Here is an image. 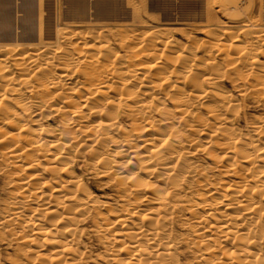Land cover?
Returning a JSON list of instances; mask_svg holds the SVG:
<instances>
[{
    "label": "bare ground",
    "instance_id": "1",
    "mask_svg": "<svg viewBox=\"0 0 264 264\" xmlns=\"http://www.w3.org/2000/svg\"><path fill=\"white\" fill-rule=\"evenodd\" d=\"M41 5L40 0H0V125L17 130L7 142L0 134L5 144L0 159L21 168L11 180L16 192L0 228L36 247L35 259L79 264L74 234L95 212L106 260L169 264L180 239L172 242L166 227L181 202L188 240L198 249L205 245L204 252L223 255L225 264H264V256L251 251L264 241V114L241 138L232 127L236 102L216 85L233 75L241 80L240 91H251L264 103V65L257 59L264 51V29H242L244 40L240 32L229 36L237 29L232 34L208 29L212 40L203 46L205 57L164 40L167 30L144 35L132 30L122 33L133 50L123 56L109 41H100L102 32L90 29L65 35L66 27L55 26L53 32L50 25L54 37L45 40L38 23ZM251 23L255 27V20ZM217 55L223 65L214 60ZM45 112L58 118L57 128L42 127ZM184 126L196 136L187 138ZM195 151L211 156L212 168L227 180H207L192 161ZM82 153L98 177L113 182L124 205L116 213L100 215L106 205L93 199L80 174L72 173ZM33 182H38L35 189Z\"/></svg>",
    "mask_w": 264,
    "mask_h": 264
},
{
    "label": "rangeland",
    "instance_id": "2",
    "mask_svg": "<svg viewBox=\"0 0 264 264\" xmlns=\"http://www.w3.org/2000/svg\"><path fill=\"white\" fill-rule=\"evenodd\" d=\"M40 1L42 3L41 5L42 6V17L40 18V20H38L39 22L38 21L37 22L41 24V27H42L41 32H42V36L43 34L45 35L43 36L45 37V40L47 39V37H49V39L47 40L53 39L54 37L53 32H55L56 28L65 29L66 27L65 30L67 31L65 33L67 34L65 35H69L68 33L71 34L73 32H77L78 30L79 32L83 30L82 34H84V33H87V31L90 29L89 32L91 33L93 32L96 33L97 31V34H99L102 32L100 41L101 42L109 41L108 44L110 45L111 49L116 54H121L123 56H125V54H127V56L131 55V52L133 51L132 48L131 49L127 48V47H130L128 46L129 44L128 45L124 44L126 42L123 43V38H122L123 32H125L123 34L125 35L126 33H130L136 30L135 33L140 31L144 35L147 31L148 32L149 30L152 31V29L156 31L158 29L160 31L167 30L169 33H166V36H167L166 38L163 37L164 40L170 39L171 42L172 41L174 42V44L177 42L176 45L178 47L182 45L181 47H184L185 50L188 51L190 49V51H195L197 56L202 55L205 57L204 47L206 46V44L208 46L209 45L208 43L212 40L211 39L212 35L206 32L208 29H216L215 31H217L218 29L219 30L227 29L230 31V34H232L231 33L232 30H236V29L237 31L233 32V34L235 33L238 34L244 28H249V30H253L254 28L264 29V0H132V1L131 0H56V1L55 0H40ZM51 8H53V10ZM247 9H251V10H247ZM53 16L56 19H53ZM150 19H153V20H150ZM47 20L50 21L49 23L51 24H47L48 23ZM253 20H255V23H256L255 27L254 25L251 26V24H253L251 23V21L253 22ZM227 21H229V24L227 23ZM44 22L46 23V25ZM52 22L55 23L56 25L55 24L53 25ZM50 25H52V28H50L51 27ZM47 26H49L51 30L53 28L55 30L53 29L52 30L53 32H51ZM45 27L47 30H49L47 33L45 30ZM70 30L71 31L73 30V31L71 32ZM35 31H36L35 32L36 34L37 29ZM5 34H7L8 37L10 38L11 36H14V34L12 35L11 33L10 34L5 33ZM116 34L120 36L122 40ZM237 34H235L234 36L233 35H229V36L235 37ZM205 35L209 37L207 38ZM10 38L8 39L4 38V41L3 40L1 41L5 43H14L15 40L14 39L12 40ZM244 38L245 36L243 32H240L239 39L244 40ZM75 39L76 37L73 39V41ZM89 40L91 39H87V41ZM120 40L122 42H120ZM225 41H226L225 44L229 43L228 39H226ZM195 42L197 43V45ZM190 45H192L193 48ZM255 45H259V44L255 43ZM65 46L66 44L64 45V47ZM70 47L71 46H69V48ZM261 48L262 49H260V51L264 50V46H262ZM220 58L221 56L217 55L216 57H214V60L216 62L219 61L217 63H219L220 65H223L225 61L222 58L221 59ZM257 59L261 65H264V51L259 52L257 54ZM222 60H223V63L220 62ZM229 76L221 78L220 80H217L218 83H216V85L222 92L229 95L233 99L234 103L236 102L235 107H236L237 116H235L234 118V123L232 127L235 129L237 128L236 131H238L237 133L239 134L240 137L244 135L247 136L249 135V132H250L249 131L251 128L250 126H253V124H255V122L257 121L256 117L257 116L259 117L261 114H264V103L262 102L260 103L259 101H256L257 97L255 98V95L252 94L253 92L240 91V87L238 86H240L241 80L235 79L233 75H231L232 76L231 78H229ZM235 85L237 86L235 87ZM32 97H33L32 94L29 95V98H32ZM41 120H42L41 123L43 125L42 126L43 128H47V127L57 128L58 127L57 125L58 118L56 116L48 115V113L45 112L43 113V117ZM181 128L184 131V134L188 136L187 138H192L196 136L193 134L194 132L190 133V131L187 130L186 126L181 127ZM16 131L17 130L13 128L12 126L6 127V126L0 125V134L3 133L6 136L5 137L3 134H1L2 137L4 138L3 140L4 142H7L6 140L8 136L9 135L11 136L12 133L14 132L16 133ZM4 142L0 143L1 144L0 151H1V147L5 145L3 144ZM203 154L204 153H201L200 151H197V152L195 151V152H192V155H191L192 161L197 163V165L199 164L198 170L201 173L204 172L202 173L203 176L206 175L205 178H207V180L210 179L211 181L210 180L209 181L212 183L213 181L214 182L215 181L219 182L220 180L222 181V179H224L223 181H226L227 178L223 177L219 173V171H216L212 168L211 166L213 163V159H211L212 157L209 156V158H207L206 157L207 155L205 156L204 154L203 156ZM88 159H89V156L87 154L85 153L80 154V156L75 160V163L72 167V170H73L72 173H74L77 176L80 174L79 176H80V179L82 180V183L87 188L88 192H90L93 199H95L98 202L100 201L99 203L102 202L104 203V205H106L102 207V208H105L104 210L100 208V212H99L100 215H105L109 211L112 214L116 213L114 210H116L117 208L119 209L120 207L124 206L123 200H121L120 197L118 198L119 194L116 192V190H114L115 187L113 185V182L109 181V179H107L108 180L107 182L106 178L105 179L100 178L95 174V171L93 172L94 169H92L90 165L88 164L89 163ZM16 168L15 166L13 168L12 164H8V162L0 159V217L4 216L8 212L7 210L8 207L6 205L7 203L9 205V201L11 200V196H12L11 194L16 192L14 191V188L17 186V184H14L15 186L14 187L11 182L12 179H15L16 177H18V175L21 174L19 171V169L21 168H18V167ZM200 168H202V170ZM210 168L212 169L210 170ZM34 184L32 186L35 189L38 186V182ZM119 204H120V207H119ZM176 208L177 209L174 208L175 214L173 213L171 215V222H170L171 224L169 223L168 227H166V231L168 232L166 233L167 235H169L171 241L172 240L176 241L177 238L178 240L179 239L180 240L177 241L176 249L173 255V260L175 262L173 261L174 263H171L170 261H172V259L171 258L167 259L169 264H179V263L180 264H225L227 260L223 255L216 253L213 256H211L207 254V252H204L205 250L203 251V248L205 247V245L200 246L198 249V246H195L194 244L189 242L188 238L191 236L189 235L188 226H187L188 220L187 219L185 220L186 218L185 216H187L186 214L187 212L184 209V204H182L181 202L180 204L177 203ZM2 209L4 212L2 211ZM27 209L29 208H26L25 212L29 211ZM90 214L92 217L91 216L86 217L85 219L81 220V223L79 222L77 226L78 230L76 229L77 231H75L76 235L74 234L75 242H76L75 248L78 251V252L76 251V253L78 256L80 255L79 264H119V262L114 263L113 261L106 260L107 258L104 256L105 248H104V244L102 243L103 239L100 236L98 238L97 232L95 231L97 230L96 229L97 226H95L96 222L100 221V218L98 220L96 218L98 217L99 214L97 215L95 212H90L89 215ZM46 218L48 219L49 217L47 216ZM111 219H108V221ZM14 229H18V228L15 227ZM171 236L173 237L171 238ZM183 237H184V240L186 241H182ZM175 238L176 240H174ZM259 241L261 243V245H259V248H253L254 250L251 249V251H253L256 254L258 253L257 255L260 254L264 256V244H262V242L264 241L262 240H259ZM191 244L193 245V247L195 246L196 248L195 247L193 248ZM223 246L225 248L229 247V245H223ZM223 246L221 247L224 248ZM27 248L30 253L26 252L27 254L25 256L23 255L24 256L23 257L21 252H23V249L25 251ZM29 249H31V251ZM35 250H36V247H34L33 245L27 247L25 246L23 242L19 240L16 241L14 239V236L8 231L7 228H4V229L0 228V264L1 263L2 264H10V263L17 264V263H21V261L27 262L30 264H47V261H41L39 260V258L35 259L36 257L33 255V251ZM203 253H206V254H203ZM200 254H201V259L200 257H198L200 256ZM33 256L35 258H33ZM124 256L125 255L123 254L121 256V259L124 258ZM214 257H218V258H214ZM17 259L20 262L15 261ZM8 260H10L9 261L10 263L8 262ZM121 263L122 262H120V264Z\"/></svg>",
    "mask_w": 264,
    "mask_h": 264
}]
</instances>
